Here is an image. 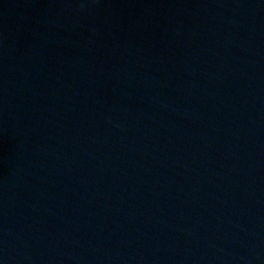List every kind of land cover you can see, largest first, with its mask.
Listing matches in <instances>:
<instances>
[{
    "label": "water",
    "instance_id": "obj_1",
    "mask_svg": "<svg viewBox=\"0 0 264 264\" xmlns=\"http://www.w3.org/2000/svg\"><path fill=\"white\" fill-rule=\"evenodd\" d=\"M0 264H264V0H0Z\"/></svg>",
    "mask_w": 264,
    "mask_h": 264
}]
</instances>
